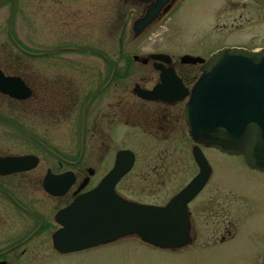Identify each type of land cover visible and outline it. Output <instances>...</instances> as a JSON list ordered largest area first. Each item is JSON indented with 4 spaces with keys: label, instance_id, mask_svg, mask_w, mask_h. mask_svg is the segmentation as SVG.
<instances>
[{
    "label": "flooded vegetation",
    "instance_id": "flooded-vegetation-1",
    "mask_svg": "<svg viewBox=\"0 0 264 264\" xmlns=\"http://www.w3.org/2000/svg\"><path fill=\"white\" fill-rule=\"evenodd\" d=\"M21 1L0 0V8ZM52 1L61 4L58 0H29L36 14L53 18V8L49 6ZM183 1L170 0L164 5L159 21L168 18ZM109 3L108 0L109 9H103V16L111 15ZM119 3L123 18L136 15L131 24V41L140 40L152 25L139 34L133 26L155 0ZM224 3L230 25H223V29L229 33L241 32L244 25L257 26L264 16V0ZM118 41L124 43L121 33ZM91 42L93 46L59 49V53L88 55L98 60L95 63L68 62L57 68L58 64L47 61L32 62L11 71V65L0 63V264H52L55 258L68 255L54 247V234L61 228L58 214L76 197L104 183L121 151L134 155L132 168L114 189L124 200L132 201L118 191L125 181L165 185L191 176L190 182L199 171L192 156L195 144L188 134L184 107L190 83L201 65L160 58L159 54L164 53L143 48L130 57L122 48L104 46L98 51L94 45H100L99 36ZM18 48L25 51L21 45ZM113 51H117V58H112ZM31 54L41 58L47 57L49 51L31 46ZM162 77L169 83L168 94L144 98L142 95L163 86ZM176 79L182 85H176ZM180 87L186 95L177 98L181 96ZM201 150L205 157V151L224 155L214 149ZM213 177L211 174L188 204L191 243L180 250L197 243L201 226L195 223L197 217L190 205ZM229 211L225 199L207 202L197 209L196 215L216 218L212 225L205 226L221 234L218 242L203 243L201 248L224 244L237 236V226L227 219Z\"/></svg>",
    "mask_w": 264,
    "mask_h": 264
},
{
    "label": "rangeland",
    "instance_id": "rangeland-1",
    "mask_svg": "<svg viewBox=\"0 0 264 264\" xmlns=\"http://www.w3.org/2000/svg\"><path fill=\"white\" fill-rule=\"evenodd\" d=\"M58 1L61 4L52 1L49 5L53 8V18L36 14L29 0H22L12 7L7 4L0 8V63L11 65L10 71L23 69L32 62L42 64L47 61L58 64L57 68L68 62L95 63L98 60L88 55L53 50L91 46V41L97 36L100 37V45H94V49L98 51H102L104 46L122 48L130 57L131 54L142 52L140 49L143 48L144 51L167 54L174 61L182 56L207 60L229 45L249 50L264 48V16L257 26L244 25L241 32L229 33L227 29H223V25H230L228 14L223 10L224 0H184L167 19L152 26L140 40L132 41L131 24L136 15H132L133 18H123L119 0H109L111 15L106 13L104 16L102 11L109 9L108 0ZM99 13L104 20H101ZM120 33L123 44L118 41ZM77 38L79 40L76 41ZM12 43L25 48L26 55L19 53ZM31 46L47 49L49 55L29 57ZM116 52H112V58H117ZM205 152L214 177L190 205L197 217L195 223L201 226L194 247L174 252L159 250L142 243L136 237H129L86 251L59 256L52 264H262L264 173L247 168L240 156ZM190 177L165 185L140 183L131 179L120 184L118 191L134 202L162 206L189 183ZM224 199L228 201L230 209L227 219L237 226V236L224 244L201 248L203 243L218 242L221 234L212 232L205 226L212 225L216 218L205 217L200 213L196 215V211L207 202L218 203Z\"/></svg>",
    "mask_w": 264,
    "mask_h": 264
},
{
    "label": "water",
    "instance_id": "water-1",
    "mask_svg": "<svg viewBox=\"0 0 264 264\" xmlns=\"http://www.w3.org/2000/svg\"><path fill=\"white\" fill-rule=\"evenodd\" d=\"M167 2L157 0L147 15L134 24V31L139 34L150 25ZM181 63L203 64L185 106V121L193 141L227 155L241 156L248 167L264 172V49L252 52L226 48L207 61L183 56ZM193 157L198 175L164 206H153L123 200L115 193L116 184L134 160L130 152H120L106 181L79 195L58 214L62 228L54 234L55 249L70 254L127 237H137L161 250L187 246L191 243L188 204L211 174L198 147L193 149Z\"/></svg>",
    "mask_w": 264,
    "mask_h": 264
}]
</instances>
